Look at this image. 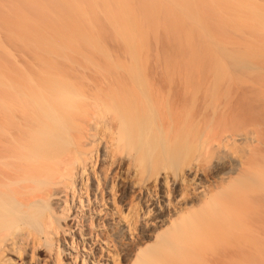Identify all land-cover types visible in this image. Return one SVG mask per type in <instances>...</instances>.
Masks as SVG:
<instances>
[{"label":"bare ground","instance_id":"6f19581e","mask_svg":"<svg viewBox=\"0 0 264 264\" xmlns=\"http://www.w3.org/2000/svg\"><path fill=\"white\" fill-rule=\"evenodd\" d=\"M181 15L173 60L24 42L0 17V264H191L208 237L264 244V0H181Z\"/></svg>","mask_w":264,"mask_h":264},{"label":"rangeland","instance_id":"374dc122","mask_svg":"<svg viewBox=\"0 0 264 264\" xmlns=\"http://www.w3.org/2000/svg\"><path fill=\"white\" fill-rule=\"evenodd\" d=\"M20 1L22 7L18 11H11V8H8L5 9L7 12H5L4 10V14H0V17L2 16L12 23L11 25L13 26H10V32H22V39L24 42L58 41L74 44L107 45L129 43L148 46L149 50H154V52H152L151 54V57H156V55H158L159 58H162L163 56L164 59L170 60H173V57H176V55V59H179L180 57L179 51H181V47L179 49V45H181V21H183L181 15V0ZM1 3H5V0H0V4ZM7 26L8 25L6 24V22L4 24L0 19V41L2 43H6L5 40H7L6 37L9 33L7 30ZM153 46L155 47V49H153ZM244 232H242V234ZM231 235L227 236L226 238L223 237V239L220 240H217V238L215 240L212 238L213 240H211L210 237H208L205 240L201 241L197 249L199 250L197 251L198 257L194 255V260L193 258H191V264H196L197 262V264H208L209 261H213L214 264H242V260L245 261V258L247 259L249 257V260H251L249 261V263L253 262V264H257L256 262L259 263L260 259L261 261L263 260L262 254L264 255V250L262 253V251H259L256 248L261 242L256 241L258 240L257 235L255 236L256 239L253 238L254 234H249V237H251V239L253 238V243L258 242V244H253L250 242L248 243L247 241V243H245L244 240H241L242 238L240 239L238 237L240 235L237 234L236 236L234 234L236 237H231ZM243 235L241 236L243 237ZM262 236L263 235L261 234L260 236L259 233V239H262ZM249 240L250 239H248V241ZM221 242H225V244L229 243V247H226L223 244L222 246L226 247L225 249L227 251L229 250V252L233 250L231 255L229 252H226L227 255H230L231 257L221 256V251L224 253L226 251H223L224 249H220V252L218 250V253L215 251L222 247L219 246L218 248V245H221ZM235 243H238V247H240L239 244H245L243 245V247L247 245V247L249 248H245V250L243 249L242 253H247V251L249 250L248 254L236 253L241 252L240 249H242L243 247L241 246L240 249L237 248L238 251H236V245H233ZM252 244L254 246H252ZM260 245L263 246L264 244L260 243ZM232 247L234 249H231ZM259 247L260 246H258V248ZM252 249L254 251L255 249L258 250L259 253L257 251H255L254 253ZM261 249L264 248L261 247ZM251 250L253 253H251ZM260 252L262 253L261 257L259 255ZM216 253L217 255L220 254L221 257L217 256ZM244 255L248 257H245ZM252 255L253 257H256L257 260H259L256 261L255 258L256 262L253 261V257L251 259ZM212 257H218V261H216V258L214 260ZM225 258H228V260L226 259L227 261H224ZM239 259L241 262L238 261ZM195 260L197 262L193 263V261L195 262ZM246 262L248 263V261H245L243 262V264ZM261 263L262 262H260L259 264Z\"/></svg>","mask_w":264,"mask_h":264}]
</instances>
